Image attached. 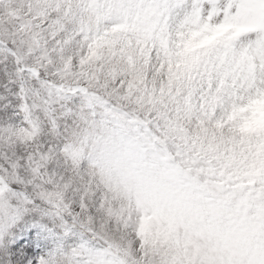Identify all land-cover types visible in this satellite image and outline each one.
Returning <instances> with one entry per match:
<instances>
[{
    "label": "snow or ice",
    "instance_id": "snow-or-ice-1",
    "mask_svg": "<svg viewBox=\"0 0 264 264\" xmlns=\"http://www.w3.org/2000/svg\"><path fill=\"white\" fill-rule=\"evenodd\" d=\"M0 264H264V0H0Z\"/></svg>",
    "mask_w": 264,
    "mask_h": 264
}]
</instances>
